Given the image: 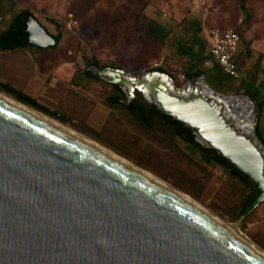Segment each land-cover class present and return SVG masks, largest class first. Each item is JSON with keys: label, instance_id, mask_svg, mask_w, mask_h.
Wrapping results in <instances>:
<instances>
[{"label": "water", "instance_id": "1", "mask_svg": "<svg viewBox=\"0 0 264 264\" xmlns=\"http://www.w3.org/2000/svg\"><path fill=\"white\" fill-rule=\"evenodd\" d=\"M21 31L25 45H57L33 16L22 20ZM88 71L132 98L141 93L246 175L253 196L243 217L264 204V146L256 128L243 127L234 113L244 98L216 93L204 77L177 88L159 72L135 78L123 69ZM0 264H264V258L168 188L0 99Z\"/></svg>", "mask_w": 264, "mask_h": 264}, {"label": "rangeland", "instance_id": "2", "mask_svg": "<svg viewBox=\"0 0 264 264\" xmlns=\"http://www.w3.org/2000/svg\"><path fill=\"white\" fill-rule=\"evenodd\" d=\"M26 10L52 37L58 31L48 19L57 20L62 39L57 47L42 51L32 47L0 51V82L64 116L63 125L152 173L218 218L238 225L240 233L264 251V204L249 217L242 213L249 189L222 168L203 163L184 142L177 140L172 148L162 137L137 131L121 110L107 106L111 86L75 85L92 61L103 69L117 66L135 78L160 66L177 77L189 64L188 57L177 52V42L189 38L198 26L202 31L193 47L199 55L210 52L215 30H232L241 36L238 65L243 84L259 87L264 102V0H247L246 10L240 0H17L16 11ZM10 20L7 15L2 30ZM150 21L163 26L168 37L148 36ZM177 80L176 87L182 88L184 84ZM205 83L220 95L247 98L253 109L247 107L244 114L251 112L256 128L257 103L245 95L244 86L228 84L219 90Z\"/></svg>", "mask_w": 264, "mask_h": 264}, {"label": "trees", "instance_id": "3", "mask_svg": "<svg viewBox=\"0 0 264 264\" xmlns=\"http://www.w3.org/2000/svg\"><path fill=\"white\" fill-rule=\"evenodd\" d=\"M243 10H246L247 0H240ZM17 0H0V51L2 52H15L20 49L29 48L31 46L24 44V36L21 31V22L26 16H33L29 11H16ZM146 5L143 4V9ZM11 15V20L6 28L1 29L5 23L6 16ZM34 17V16H33ZM39 23L40 21L34 17ZM48 21L55 26L58 34L53 36L57 41L56 47L59 45L62 39L61 27L62 25L55 19H48ZM41 24V23H40ZM42 25V24H41ZM42 27H44L42 25ZM49 33V31L44 27ZM146 34L155 40H162L167 38L166 30L163 26L150 21L147 24ZM200 27H193L192 34L185 41H178L177 52L182 57H188L189 64L185 67L183 72L186 75L187 81H198L201 78H205V81L212 86L222 90L226 85H233L237 88L245 87V95L257 103L258 116L256 121V136L264 146V124L262 119L264 118V102L263 94L260 92L259 87L254 83L243 84L239 83L227 76L219 65L214 64L211 69H205L204 63L210 58V55H199L195 52L193 44L197 42L198 36L201 33ZM42 51V50H41ZM89 66L100 67L97 61L88 62ZM117 68V66H112ZM120 69V68H117ZM89 79L97 80L89 71H84ZM150 72H159L168 74L164 69H154ZM176 84L178 80L175 76L171 75ZM180 88V87H178ZM0 93H4L16 101L26 105L27 107L36 110L50 118L66 124L64 116L53 113L40 105L35 99L26 94L16 90L9 84L0 82ZM106 104L111 109L121 110L127 117L129 123L137 129V131L153 136L154 138L162 137L170 147L177 146V140H180L186 144V148L191 154H196L200 157V160L206 165H216L222 168L233 180L240 182L249 189V195L244 204L243 211L246 209L248 203L253 196V184L250 179L237 170L232 164L227 162L224 158L220 157L215 151L207 149L196 142L193 132L185 127L182 123H179L169 116L163 115L157 110L155 105L148 103L143 95L139 92L135 93L134 98L129 101L126 93L118 86L112 87V94L106 99ZM96 141H100L96 139ZM103 143L102 141H100ZM104 144V143H103ZM117 151V150H116ZM120 152V151H119ZM126 158L133 160L134 157L127 153L122 152ZM187 191V190H186Z\"/></svg>", "mask_w": 264, "mask_h": 264}, {"label": "bare ground", "instance_id": "4", "mask_svg": "<svg viewBox=\"0 0 264 264\" xmlns=\"http://www.w3.org/2000/svg\"><path fill=\"white\" fill-rule=\"evenodd\" d=\"M0 99L3 100L4 102L11 104L15 107H18L22 110H24L25 112H28L30 114H32L33 116L49 123L52 124L54 126H56L57 128H59L61 131L75 137L76 139H78L79 141L88 144L90 146L96 147L99 150H101L103 153H105L108 157L112 158L113 160L129 167L130 169L136 171L137 173L143 175L144 177L148 178L149 180H151L152 182L160 185V186H164L166 188H168L173 194H175L177 197H179L182 201L196 207L197 209H199V211L205 215H211L212 217H214L217 222L219 223V225L224 229V230H228L231 232L236 233L242 243L247 246L248 248H250L251 250L256 251L257 253H259L263 258H264V251L262 249H260L258 246H256L254 243H252L250 240H248L247 238H245L239 230L238 225L236 224H232L229 222H226L220 218H218L217 216H215L213 213H211L210 211H208L207 209H205L203 206H201L198 202H196L194 199H192L191 197H189L188 195L184 194L183 192L179 191L178 189L172 187L171 185L167 184L166 182H164L163 180H161L160 178H158L157 176L153 175L152 173L137 167L136 165H133L132 163L128 162L127 160H125L124 158L120 157L119 155H117L116 153L112 152L111 150L107 149L106 147L102 146L101 144L89 139L88 137L84 136L83 134H80L72 129H70L69 127L61 124L60 122L44 115L43 113H40L36 110H33L27 106H25L24 104L16 101L15 99L5 95L4 93H0ZM244 104L246 106H244ZM236 109L234 110V113L237 115V117L240 118V124L245 127L246 129L252 130L253 128V119L250 120L251 117V112H248L246 115L244 114V109H246L247 107L249 108V102L246 99H239L238 101H235L234 103ZM251 111H252V107ZM246 116V118H245Z\"/></svg>", "mask_w": 264, "mask_h": 264}, {"label": "built area", "instance_id": "5", "mask_svg": "<svg viewBox=\"0 0 264 264\" xmlns=\"http://www.w3.org/2000/svg\"><path fill=\"white\" fill-rule=\"evenodd\" d=\"M211 40L212 47L209 52L210 58L205 63V65L212 66V64H217L227 76H229L236 82H243L244 76L236 62V56L242 41L241 36L237 32H234L232 30H215L212 33ZM159 68L164 69L161 66L156 67L155 69ZM167 75L171 77L169 73ZM177 77L180 79V82L184 84V86L190 82L187 81L186 75L183 71L180 72Z\"/></svg>", "mask_w": 264, "mask_h": 264}, {"label": "crops", "instance_id": "6", "mask_svg": "<svg viewBox=\"0 0 264 264\" xmlns=\"http://www.w3.org/2000/svg\"><path fill=\"white\" fill-rule=\"evenodd\" d=\"M242 42V41H241ZM240 46H241V44H240ZM209 54V53H208ZM239 55H240V47H239V50H238V53H237V56H236V62H237V65H238V59H239ZM209 60V59H208ZM207 60V61H208ZM206 61V62H207ZM205 62V63H206ZM205 63H204V67L206 68V69H211L212 67H213V65L214 64H212V66H206L205 65ZM238 67H239V65H238ZM240 69V68H239ZM96 83H98V84H103V85H107V84H105V83H103L102 81H100V80H93V79H89L88 77H87V75L85 74V72L84 73H82V74H80V76L77 78V79H75V85L77 86V87H88L89 85H92V84H96ZM107 86H109V85H107ZM112 87V86H111ZM6 95V94H5ZM34 99V98H33ZM38 102V101H37ZM39 103V102H38ZM41 105V104H40Z\"/></svg>", "mask_w": 264, "mask_h": 264}, {"label": "flooded vegetation", "instance_id": "7", "mask_svg": "<svg viewBox=\"0 0 264 264\" xmlns=\"http://www.w3.org/2000/svg\"><path fill=\"white\" fill-rule=\"evenodd\" d=\"M32 48H34V47H32ZM37 50H39V49H37ZM91 67H93V66L86 67L85 68L86 69L85 71H88V69L91 68ZM99 68L103 69L102 67H99ZM125 93H126V96L128 97V100L131 101L133 99L132 98V95L129 92H126V91H125Z\"/></svg>", "mask_w": 264, "mask_h": 264}]
</instances>
